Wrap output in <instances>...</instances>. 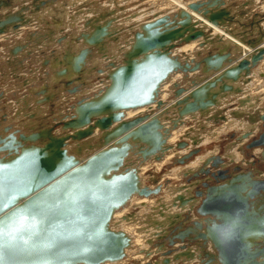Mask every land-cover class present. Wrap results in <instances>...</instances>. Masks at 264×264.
<instances>
[{
    "label": "water",
    "instance_id": "1",
    "mask_svg": "<svg viewBox=\"0 0 264 264\" xmlns=\"http://www.w3.org/2000/svg\"><path fill=\"white\" fill-rule=\"evenodd\" d=\"M204 4L191 3L189 9L228 30V10L208 13L202 8ZM168 14L155 15L139 25L127 49L119 50L120 63L100 47L98 54L105 64L96 68L102 75L97 81L106 82L104 86H92L96 89L91 94L85 91L90 84L85 79L95 68L87 67L90 49L111 34L109 23L101 27L85 23L86 27L95 26L96 35L91 39L82 33L80 40L73 42L81 41L82 47L73 59L67 60L69 69L65 71L67 85L79 82L68 91L85 94L69 105L68 113L51 127L42 125L28 135L21 130L10 132V126L0 129V220L4 221L5 231L0 253L4 264L121 262L132 247V238L115 225L114 215L126 208L133 197H154L161 191L159 185L150 188L144 183L156 184L157 180L142 177L141 168L187 147L184 141L169 143L172 132L185 124L184 118L207 115L209 121L217 117L224 120L221 114L210 116V110L219 107L221 99L229 94L242 93V85L250 82L252 69L264 57V46L260 45L263 36L258 41L242 39L255 47L249 59L244 56L235 61L237 57L220 50L207 57L199 51L196 60L192 57L183 61L173 52L178 47L197 42L206 49L217 39L207 38L189 13L177 10ZM19 26L17 23L13 28ZM197 71L202 79H193L189 89L173 84L172 100H161V88L172 75L186 78ZM239 81L241 85L234 87L233 83ZM154 104L158 112L150 110L125 118L129 110L151 108ZM260 121L262 133L247 147H260L264 160V114ZM95 130L99 134L96 140ZM196 152L191 151L177 162L184 163ZM214 161L217 168L220 162ZM233 170L240 171L239 167ZM227 172L199 171L211 175L216 182H202L205 192L195 187L194 196L202 200L196 209L200 220L193 223L199 229L194 239L202 245L209 241L220 264H264V179H255L250 173ZM191 180H187L188 184ZM174 231L170 230L174 235L169 247L176 240L182 248L194 241L189 237L192 228ZM212 259L213 256L206 257L204 264L215 262Z\"/></svg>",
    "mask_w": 264,
    "mask_h": 264
},
{
    "label": "rangeland",
    "instance_id": "2",
    "mask_svg": "<svg viewBox=\"0 0 264 264\" xmlns=\"http://www.w3.org/2000/svg\"><path fill=\"white\" fill-rule=\"evenodd\" d=\"M70 1L73 4V2L75 0L74 1L73 0H0V24H3L2 26H0V28L2 30H4V33L0 34V38H1L0 41H8L9 42L13 36L14 37L15 36L24 37L23 39L25 40L24 42H23V40H16V42L14 44H11L12 47L7 49L6 56L8 57V59L9 58L13 59V57L15 58L16 56H18L21 59L22 65H21V71L20 72L22 75H26L27 73H29L27 71L24 72V70H30V67L29 68L24 67V64L27 63V61L29 59L41 58L40 61H38L36 63L33 62V64L34 65L39 64V66L41 67V70L44 74V77L41 80H44V81H41V83H36V82L35 83L41 84V85H42V83H45L49 88L51 86L54 90H56L54 99L46 102V103H50V102L52 103L53 102L52 107L54 106V103H57L58 107L54 106V111L52 113H50L51 111L49 112V114L53 115L54 118L52 119L51 116L49 115V118L52 119L51 122L44 121L42 123L41 122L42 119L39 118V121L37 123L36 122L35 123H29V124H26L25 126H21V132L24 135H28V134H31L33 132H37L40 129L39 127L42 125L47 126V127H49V126L51 127L52 125H54L58 121H61L63 119L62 117L68 113L69 105H71L77 98H79L85 94V93H83V91H81V92L78 91L76 93H70L68 91V89H72L73 86H75L76 83L78 85L79 82L77 81V82H74L73 84L67 85L68 84L67 81H69V80L65 76V71L67 69H69L68 62H67L68 56L72 55L74 53H78L79 49H81V47H82L81 41H80V43H73V42L76 41L77 38L80 40L79 37L81 36L82 33H85L86 36H88L91 39H93L92 36L96 35L94 33L95 32L94 31L95 26L93 27V26L89 25L88 27H86L85 23L91 22L90 23L91 25H99L100 27L107 24V23H109V25H110L108 27L109 33L111 34L110 37L109 38L104 37L100 42L96 43L97 47L92 46L90 49L92 51V56L87 61L88 62L87 67L91 64V66L88 68L93 69V67L96 63L95 57L97 55H99L98 50L100 49V47H104L107 50H108V48L111 49L109 51L111 53V57L114 56V58L117 61H119L118 63H120L122 55L119 54L120 53L119 50H121L122 47L127 49V46L131 43V39L133 38V33L139 29V25L141 23H143L146 20L153 18L155 15L161 16V15H164L165 12H168V11H170V13L168 15H171L172 12L177 11L176 9H174V10L170 9V10L162 11L165 9H163L161 6L158 5L159 0H115V1L114 0H101V1L100 0H92L91 2L85 3L83 5H77L76 4L77 6H75L74 4H73L74 6L68 5L70 3ZM144 1H145V3H144ZM183 1H187V0H183ZM189 1L192 3L204 2L205 4L202 8L207 9L208 13L217 12V11H220L222 9L228 10L229 16H231V20L227 22V25L229 23L228 31L230 30L234 36L240 38L241 40L243 38L245 40H256V39L259 40L260 37H262V36L264 37V28H263L264 27V7H263L264 6L263 5L264 0H263V2L261 0H256V1L255 0H197V1L189 0ZM178 11H181V10H178ZM188 13H189L190 18L194 21V24L196 23L197 28L205 31L207 38L208 37L212 38V31L208 28L203 27L200 23H197V21H195V19L191 15L192 13L190 11H188ZM71 15H73V17ZM133 15H135V16H133ZM199 15L203 16L202 14H199ZM253 17H255V18L257 17L259 22H256V28H254L253 26H250L253 28H251L252 31L249 32V35L251 36V37H249L246 35L247 34L246 33V27L248 24L245 25L243 22H244V20H246L248 18L253 19ZM134 19H135V21H136V19H140V21L134 22ZM11 21L14 24L18 23L20 25L18 28L21 31L16 33L15 30H18V29H14L13 26L8 25ZM259 24H261L263 27L260 26ZM220 27H222V26H220ZM242 27L245 28V32H243ZM222 28H224V27H222ZM253 30L256 33H254ZM32 32H34L32 34V36H36V38H30V40H29V36L31 35ZM125 34H128L127 36H129L128 41H126V38H125V42L124 41L119 42L120 41L119 37H123V36H125ZM5 35L9 36V38L3 40V38H5L3 36H5ZM258 40H256V41H258ZM218 41L211 43V45H208L209 47L206 49H204V48L201 49L198 46L197 42H192L194 45H196L197 48H196V50H194V52L193 51L192 52L186 51L187 54H186V52H184L182 50V48L184 46L190 45L192 43L185 44L181 47H178L173 52L178 53V55L181 56L180 57L181 60H183V59L188 60L189 58H192V57L196 60V58H198V57H196L195 55L199 51L203 53L202 57H207V56L216 55L217 53H219L220 50H222L223 52H228V49H231V52H232V49L236 48L233 45H231V46L228 45L226 47V49H224L225 44H223L221 41H219V42ZM10 42H13V41H10ZM241 42L243 43L244 41L242 40ZM19 43H21V45ZM121 43H123V44H121ZM243 44H245V43H243ZM0 45H1V43H0ZM13 45H15V47H13ZM253 48H255V47H253ZM115 49H117L118 52L114 53V51H117ZM237 50L239 51V53H238V51L235 50V51H233L234 53L232 52L233 55L231 53L230 54L232 57H235V58L238 56L237 57V59H238L243 52L240 49H237ZM252 53H254V52H252ZM72 56H75V55H72ZM45 58H47L48 60H43ZM100 59H102V55L97 57V60H100ZM237 59H235V61ZM41 62H43V63H41ZM263 63H264L263 60H261L259 62V64L252 69L251 74H253V71H254V73L256 71H258L261 73V75L259 76L258 72H256V73L258 74L259 77H257V74H255L253 77H251L252 75H250L249 84L242 86V87H244L243 91H242L244 94L243 93H240L237 95H230L229 94L230 97L227 96L224 99H221V105H219V107L220 106L222 107L221 109L217 110V108H219V107H217V108H215L216 110L215 109L210 110V114H209L210 116H211V114H213L215 116L218 114H221L220 117H224V120H220L219 117H217L216 121L214 119L213 120V125H214L213 129L210 130L208 136H211L212 134H214V132H216V130H217L216 128H220L221 126L226 124L228 122L227 120L232 119V117H235L233 119H236V118H239V116H240L241 117L240 121L237 120L234 123L229 124L227 127L228 128L227 131L224 133H221L219 136H217V139L212 138V139H209V141H206L205 138H207L208 136L205 137V136H202V134L204 133V126H205V123H203V122H205L206 120H207L206 122H211L208 120L209 118L206 117L207 115H205V118H204V116H199V115H196V116L191 117V118H190V116H188L184 119L185 124L181 126V129L178 128L177 130H174L171 134V137H172L173 133L177 132L180 134V137H178L174 142H171V143L169 140L170 144H176L180 141H184L187 143V147L185 149H182V150L172 151L173 153L169 152L160 161H158L159 163L153 161V162H148V163H150V164L147 163L148 165L147 164L144 165L145 167L148 166L147 171L144 172L145 173V175H144L145 179H149L150 177H153L157 180L156 184H153L149 181H145L144 183L148 187L151 186L150 188H154L156 185H159L161 187V191L159 192V194H157L154 197L146 198L147 200H149L148 202L154 203L153 204L154 207H152V208H150V207L147 208L148 206L147 207L137 206V205L135 206V203L132 204V201H130L129 205L126 208H124L122 211H119L120 213L123 214L122 222L124 223V226L127 227L129 225L130 226L132 225L133 227H135L137 234H139V232H140L141 236L144 237L143 238L144 239L143 240L144 246L141 247L142 249H140V247L138 248V247H136V245H133V243H132L131 250L129 251L128 254L130 255L131 251L137 252V250H138L139 252L137 254L140 255V257H142V256L143 257L140 259H137V260H131L127 254L126 258L123 259L118 264H204L206 262V257L209 258L212 256H213L212 260H214L215 262H212L210 264H220V262L217 261V258L214 256L215 252L213 251V249H210L211 247H213L210 244V242L207 241L203 245L199 244L200 241H196L197 239H193L194 237L196 238V236H197L196 234L195 235L194 234L189 235V237L191 239H193L194 241H193V243L187 242L186 247L182 248V244L178 240H176V243L174 244V246L169 247V245H168L169 239L170 238L173 239L172 236L174 235L170 232V230L174 229L175 230L174 233L181 231V230H185L186 228L194 227L193 223L196 220H200V216L196 212V209H197V207H199L200 202L202 200V197L196 198L194 196L193 193L197 189V188L195 189V187L197 186L199 188L197 191L205 192V188L201 187V183L205 181V182H207L208 185H214L215 184L214 182H216V181L212 179L211 175L207 176V175H204L203 173H199V171L208 169L210 173L211 172L216 173V170L220 169V170H227L228 171L227 174L234 175L237 173L236 171L233 170L234 166L239 167V170L241 171V169L244 170L243 166L246 167L247 165L252 163L253 167L255 166L256 168L262 170L261 171L262 174L251 172V176L255 179H258L257 176L264 175V160L261 158V151H260V153H258L259 152L258 149L260 147H252V148L247 147L255 139H258L259 135L263 131V127H262V123H261L260 119H261V115L264 114V107H262V103H261V105H259L258 108H255L253 110V112L252 111H244L243 112L242 107L240 108L241 103L239 104V102H240L239 99L241 98V96L247 95L249 93L257 92L258 90L261 89V86H263V81H262V80H264V75H263L264 72H262V71H264V64ZM103 67H104V65L101 68H103ZM257 68H259V70ZM93 72H94V70H91L90 73H93ZM197 72L199 75H198V77L195 76L194 78L190 77L189 74L187 75L186 78L184 77L185 79L182 78L181 74L172 75L171 78L169 79L168 83L165 84L166 86L163 85L165 87V89H164V87L161 88L162 89L161 94H160L161 100H163L164 102H168V100H170V101L172 100L171 99L172 98V95H171L172 88L171 87H173V84H177L178 86H182V83L188 82V85H189V83H191V81L193 79H195V80L200 79L201 74L199 71H197ZM29 74H31V73H29ZM90 77H92V75ZM97 80H98V77L95 78L94 80H91V82L89 81V83H90L89 85H91V86L87 85V86H89V88L88 89L86 88V90H85L86 93L88 92V94H91L93 91H95V89L98 87L97 86L98 83L95 84L96 82H98ZM254 80H255V82H254L255 84L252 85V82ZM85 81H86V83L88 82L87 79H85ZM105 82H106V80L103 79V81H102V83H100V85L104 86ZM92 83L95 84V85H93V87L95 86L96 88L92 87ZM259 83L261 86L260 85L258 86ZM41 85H38V86H41ZM1 86L4 87V86H8V85H6L4 83H0V90H1ZM26 86H29V84H25V86L22 85V89L20 91L23 93L24 92L29 93L30 96H34V92H32V89H31L32 87H29V88L27 87V89H25ZM33 86H36V85H33ZM81 87H83V86H81ZM42 88H40L38 91H36V93H39L38 95H35L37 98H42V99L45 98V93L44 94L41 93ZM57 89L62 90V92H60V90L57 91ZM43 90L45 91L44 88H43ZM165 94H166V96H165ZM224 101H226V103H224ZM232 101H234V104L232 103ZM44 102L41 101L39 103V101L38 102L35 101L33 104H31V106L36 107L37 104L38 105H44L45 104ZM167 105L168 104H165L164 107L166 108ZM34 108H32V109H33L34 113H36L38 115V117L39 116L42 117L43 114L44 115L46 114L44 108H42V107L35 108V109ZM58 108H59V110H61L60 115L56 114V112H58ZM155 109L156 108H155V104H154L151 106V108H149L148 110H146V112H144L142 114H145V113L149 112L150 110L153 112L159 111V110H155ZM227 109H229L231 111H229L225 117V115H222V113H223V111H226ZM160 111H161V109H160ZM239 112H241V113H239ZM236 113H238V115ZM125 114H126V112H125ZM142 114H140V115H142ZM45 116H47V115H45ZM243 116L246 119L243 120L242 119ZM227 117H228V119H227ZM249 117H251L252 124L250 123V119H248ZM33 118H31V120H33ZM194 118H196V119H194ZM161 120L163 121V118ZM5 122H6V117L4 115H0V129H3L5 127V125H4ZM164 123H166V122H164ZM203 124H204V126H203ZM242 124H244L245 126H243ZM256 124H257L256 130L250 129L252 126H254ZM165 125H167V124H165ZM239 125H241V126H239ZM26 126H29V127L31 126V127H33V129L31 130ZM55 130L59 131V127H55ZM11 131H13V130H11V128H10V132ZM194 132H196V134ZM201 132H203V133H201ZM56 133L57 132H55V134ZM192 134H194V135H192ZM98 135H99L98 131L95 130V133L93 135L95 140L98 139L97 138ZM242 135L246 136L243 139H241V141H240V143L242 145L244 143V145L240 148V150H237V152L240 154V156H239L240 162H242V163L240 165H237L239 163L237 161V164H235V165H233V163H229V162L227 163L229 165H227V166L224 165L228 161V159L227 160L221 159V156L225 150V147L228 144H231L232 142L235 143L236 138L241 137ZM182 138L184 140H182ZM234 145H236V143ZM218 147H219V149H217ZM69 148H71V146H69ZM194 150H197V152L193 153V155H191L189 158H187L184 163H178L177 162V160L188 155L191 151H194ZM215 150H217V151H215ZM255 150L257 151V153H255ZM209 152L213 153L209 156V159L208 158L204 159L206 161L201 162L197 166L191 165L194 167L189 169L190 164H192L193 162H196V160L199 157L206 156ZM167 156H171V158L166 163H164L162 166H159L160 167L159 168L157 164H161L165 160L164 158H166ZM214 160H218L220 162L217 165L218 166L217 168L213 165V163L215 162ZM230 161H231V159H230ZM188 166H189V168H188ZM178 167H179V170H176V169H178ZM180 167H182V168H180ZM153 170H156V171H153ZM192 171H195V172H192ZM191 172H192V174H191ZM196 173L199 174L198 175L199 177H194V174H196ZM190 177L192 179L190 182L192 185H193L192 181H194L196 179H202V180L199 181V183H196L195 185H193V187H194L193 188L192 185L190 183L188 184V181H187L188 179H190ZM217 182L222 183L224 181L218 179ZM239 182H241V181H239ZM190 188L192 189V190H190L191 194H192V198L197 199V200L194 199V202H193L196 204L192 205L193 203H191L190 199L188 197H186V198L184 197L185 201H187V202L190 201V203H188V205H187V207H190V208L189 209L185 208L181 212V214L183 215L182 220H184V221L179 222L178 224H175V225L173 224L172 227H168L170 229L166 228L167 230L163 233H161L162 230L160 228L161 232H159V229H157V227H159L160 224L155 223V221L153 220V218L156 217L155 215L157 213L156 207L159 208L158 209V211H159L160 209H164V206L166 207V204H167L168 206H170L171 211L172 210L181 211L182 204H185V203H182V202H184V198H183V201H181L180 199H177V195H183L182 192L185 193V191H188V189H190ZM133 198L142 199L144 197H133ZM179 211H177V212H179ZM137 225H139V226L137 227ZM119 228L122 230L124 229L123 226H120ZM203 230H204V228L201 229L200 232ZM154 231H155V233L159 232L157 236H155L153 234ZM132 242H133V238H132ZM194 244H196L198 247H190ZM179 254H185L184 256L186 257L187 260H185L183 258V256H181L179 258ZM188 254L190 256H188ZM192 255L194 256L193 259L191 257Z\"/></svg>",
    "mask_w": 264,
    "mask_h": 264
},
{
    "label": "crops",
    "instance_id": "3",
    "mask_svg": "<svg viewBox=\"0 0 264 264\" xmlns=\"http://www.w3.org/2000/svg\"><path fill=\"white\" fill-rule=\"evenodd\" d=\"M258 21L259 20H258L257 17L256 18L253 17V19L248 18V19L244 20L243 23L245 25L248 24L247 27H246V33H247L246 35L247 36L251 37L249 35V32L252 31L251 28H253V27L256 28V22H258ZM8 25L13 26L15 24L11 21ZM259 25L262 26L261 24H259ZM250 26H253V27H250ZM242 28H243V32H245V28L244 27H242ZM19 31H21L19 28H18V30H15L16 33L19 32ZM216 31L217 30H214L213 29L212 35L215 34ZM253 32H254V30H253ZM33 33L34 32H32L31 35L29 36V40H30V38H36V36H32ZM254 33H256V32H254ZM127 35L128 34H125V36L119 37L120 38V41L119 42H123V41L125 42V38H126V41H128L129 36H127ZM3 37H5V38H3V40L9 38V36H6V35L3 36ZM23 38L24 37H20V36H18V37L15 36L14 37L13 36L11 38V40H10V41H13V42H10V41L9 42L8 41H0V43H1V45H0V83H4V84L8 85V86H4V87L1 86V90H0V115H4L6 117V122L4 123V125L5 126H10L11 127V130H21V126H25L26 124H29V123H35V122L37 123L39 121V118L42 119V121H41L42 123L44 121L51 122V120L54 117H53V115H50L49 112L51 111L50 113H52L54 111V106L55 107H58L57 106V103H54V106L53 107H52V105H53L52 103L53 102L52 103L51 102L50 103H46V102L54 99L56 90H54L51 86L49 88L45 83H42V85L41 84H36V83H41V81H44V80H41L44 77V74H43V72L41 70V67L39 66V64H37V65H34L33 64V62L36 63V62L40 61L41 58H38V59L37 58L29 59L27 61V63L24 64V67H27V68L30 67V70H24V72L27 71V72H29L31 74L27 73L26 75H22L21 72H20L21 71V65H22L21 64V59L18 56H16L15 58L13 57V59H11V58L8 59V57L6 56L7 49L12 47L11 44H14L16 42V40H23V42H24L25 40ZM263 41H264V38H263ZM19 44L21 45V43H19ZM121 44H123V43H121ZM13 47H15V45H13ZM110 50L111 49L108 48V51L107 52H109ZM115 50H117V49H115ZM235 50L238 51L236 48H233L232 49V52L235 51ZM115 52H118V50L117 51H114V53ZM228 52H230L232 54L231 49H228ZM238 53H239V51H238ZM75 54H77V53H74L72 55H75ZM72 55H69L67 59H70V58L73 59L74 57ZM108 55L111 56V53L109 52ZM98 56H101V55L99 54V55H97L95 57L96 63L94 65V67H96L97 69L98 68H101L105 64V59L102 58L100 60H97V57ZM43 60H48V59L45 58ZM41 63H43V62H41ZM90 66H91V64L88 67H90ZM96 68L94 69V72L93 73H90L88 75V81L91 82V80H94L95 78H97L99 76H102L101 74H98L97 73ZM259 68H257V69L259 70ZM256 72H258V71H256ZM256 72L255 73L253 72V74H251L252 75L251 77H253L254 74H257ZM258 73H259V76H260L261 73L260 72H258ZM91 75H92V77H90ZM198 75H199L198 72L189 73V76L190 77H193V78L195 76L198 77ZM259 76L257 74V77H259ZM200 79H202V76H201ZM254 82H255V80H254ZM97 83H98V87L101 86L99 84V82H96L95 84H97ZM25 84H29V86H26L25 89H27V87L28 88L29 87H32L31 89H32V92H34V96H30L29 93H25V92L23 93V92L20 91L22 89V85L25 86ZM95 84L92 83V86L95 85ZM33 85H36V86H33ZM38 85H41V86H38ZM89 86H91V85H89ZM42 87L45 89V91L43 90ZM182 87L183 88H186V89H189L190 88V86L188 85V82L182 83ZM234 87H236V86H234ZM40 88H42L41 89L42 91L40 90L41 93L42 94L45 93V98H43V99L42 98H37L35 96V95H38L39 94V93H36V91H38ZM59 90L60 89H57V91H59ZM60 92H62V90H60ZM249 94L250 95H254L255 92L254 93H249ZM35 101H37V102L39 101V103L41 101L42 102L45 101L44 102L45 104L44 105H38L37 104L36 107L35 106L32 107L31 104H33ZM232 103H234V101ZM34 107L35 108H39V107L44 108L45 109V113H46L45 115H47V116H45L43 114L42 117L41 116L38 117V115L36 113H34V111L32 109ZM221 108L222 107L220 106L219 108H217V110L218 109H221ZM229 111H230L229 109H227L226 111H223L222 115H226ZM60 113H61V110H59V108H58V112H56V114H59L60 115ZM49 115L51 116L52 119L49 118ZM31 118H33V120H31ZM233 118H235V117H232V120H234V121H236V120L240 121L241 120V117L240 116H239V118H236V119H233ZM242 119L244 120L246 118L243 116ZM248 119H250V123L252 124L251 117H249ZM163 120H164V118H163ZM164 124H167V122L164 123ZM213 126L214 125H213V122L212 121L211 122H205L204 133L202 134V136H206L207 137L208 134H209V132H210V130L213 129ZM255 128H257V124H256V127ZM212 136H214V135L212 134L211 136H208V138L209 137H212ZM241 138H242V136L236 138V141H237V142L235 141L236 145H234L235 143L232 142L231 144H228L225 147V150H224V152H223V154L221 156V159H224V160H227L228 159V161L224 165H226V166L229 165V164H227L228 162L229 163H233V165L237 164V161L239 162L238 163L239 165L242 163V162H240V159H239L240 154L237 152V150H240V148L244 145V143H243V145L240 143ZM217 149H219V147ZM256 150H255V153H257ZM258 150H259L258 153H260V151H262V149H260V148ZM231 151H233L236 154L237 157L230 158L231 159V161H230L229 157H231V154H232ZM228 154H230V156H228ZM235 154L233 156H235ZM233 168H235V166ZM243 168H244V170L241 169V171H239L237 173H240V174L250 173L251 174V172H255V173L262 174L261 173L262 170L256 168L255 166L253 167V164L252 163H250L246 167L243 166ZM192 172H195V171H192ZM192 172H191V174H192ZM257 177H259V176H257ZM201 180L202 179H196V180L192 181V183L194 185L196 183H199V181H201ZM186 197H188V196H186ZM195 200H197V199H195ZM195 204L196 203H194V205ZM191 228H192V231L193 232L190 233V235H193V234L195 235L196 233H199V229L198 228H196V227L195 228L194 227H191ZM178 232H180V231H178ZM190 247H198V246L196 244H194V245H192Z\"/></svg>",
    "mask_w": 264,
    "mask_h": 264
},
{
    "label": "bare ground",
    "instance_id": "4",
    "mask_svg": "<svg viewBox=\"0 0 264 264\" xmlns=\"http://www.w3.org/2000/svg\"><path fill=\"white\" fill-rule=\"evenodd\" d=\"M74 1V0H73ZM92 0H75L74 2H73V4L75 5V6H77V5H83V4H85V3H89V2H91ZM101 1V0H100ZM115 1V0H114ZM195 1H197V0H195ZM256 1V0H255ZM262 2H263V0H261ZM155 2V1H154ZM259 2V1H258ZM69 3V2H68ZM70 3H71V1H70ZM68 4V5H73L72 3L71 4ZM79 3V4H78ZM144 3H145V1H144ZM159 4V6H161L163 9H165V10H162V11H166V10H170V9H172V10H174V9H176V10H181V11H185V12H187L188 13V11H190L192 14V16H193V18L195 19V21H197V23H200L203 27H205V28H208V29H210L212 32H213V29L214 30H217L216 32H215V34H213L212 35V38H216L217 40H215L214 39V42L215 41H221L223 44H225L224 45V49H226V47L228 46V45H233V46H235L237 49H240L243 53L241 54V56L236 60V61H238V60H241L244 56L245 57H247V59H249L248 58V56L250 57L253 53L252 52H255V50H254V48H251V47H249V46H247V45H245V44H243L241 41V39L240 38H238V37H236V36H234L231 32H229L228 30H226V29H224V28H222V27H220L219 25L217 26V25H213V24H211L208 20H207V18H205L204 16H200L199 14L200 13H198V12H195V11H193V10H191V9H189V4L190 3H192V2H190L189 0H187V1H183V0H159V2H158ZM77 4V5H76ZM128 4V3H127ZM126 4V5H127ZM155 4V3H154ZM73 5V6H74ZM264 5V4H263ZM149 6V5H148ZM72 7V6H71ZM264 7V6H263ZM144 9V8H143ZM141 10V9H140ZM145 10V9H144ZM41 11V10H40ZM160 11V10H159ZM166 13H170V11H168V12H165V14ZM150 14V13H149ZM160 14V13H159ZM75 15V14H74ZM83 15V14H82ZM72 17H73V15H71ZM133 16H135V15H133ZM141 16V15H140ZM131 17V16H130ZM143 17V16H142ZM197 19V20H196ZM138 21H140V19H136V21H135V19H134V22H138ZM65 22V21H64ZM64 24V23H63ZM218 41V42H219ZM237 43V44H236ZM261 44V46H264V42L263 43H260ZM113 47V46H112ZM238 47H240V48H238ZM114 48V47H113ZM196 45H194L193 43L192 44H190V45H187V46H184L183 48H182V50L184 51V52H186V51H188V52H194V50H196ZM186 54H187V52H186ZM190 55V54H189ZM263 62H264V57H263ZM264 64V63H263ZM261 66V65H260ZM263 67V66H262ZM261 67V68H262ZM262 70V69H261ZM254 72V71H253ZM262 72H264V71H262ZM255 75V74H254ZM253 75V76H254ZM263 75H264V73H263ZM175 80V79H174ZM263 82H264V80H262ZM240 82V81H239ZM239 82H237V83H233V86H238V85H241V83H239ZM171 84V83H170ZM249 84V83H248ZM247 84V85H248ZM253 84H255L254 83V81L252 82V85ZM260 85V84H259ZM258 85V86H259ZM166 86V85H165ZM169 86V85H168ZM243 86V85H242ZM261 86V85H260ZM164 87V86H163ZM251 87V86H250ZM255 87V86H254ZM242 88H244V87H242ZM164 89H165V87H164ZM246 89V88H245ZM168 90V89H167ZM243 93V92H242ZM244 94V93H243ZM164 95V94H163ZM165 96H166V94H165ZM171 96V95H170ZM229 97H230V95H229ZM239 97V96H238ZM166 98V97H165ZM227 99V98H226ZM230 100V99H229ZM239 104L241 103V105H240V108L242 107V110H243V112L244 111H252L253 112V110L255 109V108H258L259 107V105H261V103H262V107H264V83H263V86H261V89L260 90H258L257 92H255V94L254 95H250V94H247V95H243V96H241V98L239 99ZM225 103H226V101H224ZM228 102V101H227ZM233 102V101H232ZM236 102V101H235ZM238 103V102H237ZM234 104V103H233ZM257 104H259V105H257ZM225 105V104H224ZM227 105V104H226ZM223 106V105H222ZM146 108V109H145ZM145 108H140V109H137V110H129V111H127L126 112V114H125V118L126 119H131V118H134V117H136V116H139L140 114H142V113H144V112H146V110H148L149 108H147V107H145ZM156 110V109H155ZM241 110V109H240ZM215 111V110H214ZM231 111V110H230ZM212 112V111H211ZM239 113H241V112H239ZM237 115H238V113H236ZM225 117H226V115H225ZM191 118V117H190ZM204 118H205V116H204ZM185 119V118H184ZM194 119H196V118H194ZM227 119H228V117H227ZM204 120V119H203ZM219 120V119H218ZM188 121V120H187ZM190 121V120H189ZM196 121V120H195ZM207 121V120H206ZM205 121V122H206ZM228 122V124L226 125V124H224L223 126H221L220 128H216L217 129V131L216 132H214V136H212V137H207V138H205V140L206 141H209V139H212V138H216L217 139V136H219L221 133H224V132H226L227 131V127H228V125L229 124H231V123H233V122H235L234 120H232V119H228L227 120ZM237 121V120H236ZM199 122V121H198ZM203 122V121H202ZM205 122H203V123H205ZM213 122V121H212ZM219 123V122H218ZM245 124V123H244ZM244 124H242L243 126H245ZM191 126V125H190ZM197 126V125H196ZM203 126H204V124H203ZM225 126V127H224ZM239 126H241V125H239ZM192 127V126H191ZM238 127V126H237ZM250 127V126H249ZM256 125H254V126H252L250 129H252V130H256ZM200 128V127H199ZM233 128V127H232ZM248 128V127H247ZM180 129H181V127H180ZM184 129V128H183ZM197 129V128H196ZM215 129V130H216ZM249 129V128H248ZM230 130V129H229ZM180 132V131H179ZM197 132V131H196ZM196 132H194L195 134H196ZM255 132V131H254ZM193 133V132H192ZM201 133H203V132H201ZM200 133V134H201ZM185 134V133H184ZM192 135H194V134H192ZM241 135V134H240ZM178 137H180V134L179 133H177V132H175V133H173V136L171 137V139H170V143L171 142H174ZM200 137V136H199ZM202 137V136H201ZM206 137V136H205ZM181 139V138H180ZM182 140H184L183 138H182ZM203 140V139H202ZM189 141V140H188ZM203 142V141H202ZM201 142V143H202ZM190 143V142H189ZM188 143V144H189ZM203 144V143H202ZM217 151V150H216ZM232 152V154H231V157H229V158H232V157H237L236 156V154L233 152V151H231ZM173 153V152H172ZM211 154H213V153H211V152H209L206 156H204V157H199L197 160H196V162H193L192 164H190L189 166H190V168H189V166H188V168L189 169H191L192 167H194V166H191V165H199L201 162H205L206 160H204V159H209V156L211 155ZM230 154H228V156H230ZM235 154V156H233ZM170 155V154H169ZM171 158V156H167L166 158H164L165 160L161 163V164H157L158 165V167L159 166H162L164 163H166L169 159ZM238 159V158H237ZM240 159V158H239ZM261 160V159H260ZM233 161V160H232ZM159 163V162H158ZM148 164H150V163H148ZM147 164V165H148ZM156 165V166H157ZM239 165V164H238ZM187 166V165H186ZM220 166V165H219ZM147 167L148 166H144V167H142L141 168V170H140V175L142 176V177H144L145 178V171H147ZM245 167V166H244ZM152 168V167H151ZM155 168V167H154ZM160 168V167H159ZM180 168H182V167H180ZM202 169V168H201ZM160 170V169H159ZM176 170H179V167H178V169H176ZM175 170V171H176ZM153 171H156V170H153ZM144 173V174H143ZM154 173V172H153ZM262 173V172H261ZM253 174V173H252ZM181 175V174H180ZM259 175V174H258ZM191 178V177H190ZM258 179H264V175H261V176H259V177H257ZM192 185V184H191ZM195 185V184H194ZM192 187H193V185H192ZM191 187V188H192ZM188 189V191H185V193L184 192H182L183 193V195H177V199H180L181 201H183V198L184 197H186V196H188V198L190 199V201H191V203H193L194 202V199L192 198V194H191V191L190 190H192V189ZM174 193V192H173ZM182 198V199H181ZM162 200V199H161ZM167 200V199H166ZM131 201H132V204L133 203H135V206L137 205V206H144V207H147V208H152V207H154L153 206V204L154 203H152V202H148L149 200H147L146 198H142V199H136V198H132L131 199ZM190 201H185V199H184V202H182V203H185V204H182V209H181V211H179V210H172L171 211V209H170V206H168L167 204H166V207L164 206V209H160L159 211H158V207H156L157 208V213H156V217L155 218H153V220L155 221V223H159L160 224V226L159 227H157V229H159V232H161V230H162V232L161 233H163V232H165L167 229L166 228H168V227H172L173 226V224L175 225V224H178L179 222H183L184 220H182L183 219V215L181 214V212L185 209V208H187V209H189L190 207H187V205H188V203H190ZM154 202V201H153ZM192 205H194V203L192 204ZM160 207V206H159ZM177 211H179V212H177ZM141 213V212H140ZM123 216V214L122 213H120V212H117L115 215H114V222H116V224L115 225H118V227H120V226H123L124 227V231L128 234V235H130V237H132L133 238V245H136V247H140V249H142L141 247H143L144 246V244H143V238L144 237H142L141 236V234H140V232H139V234H137V232H136V229H135V227H133L132 225L130 226H127V227H125L124 226V223L122 222V217ZM153 217V216H152ZM196 217V216H195ZM137 220V219H136ZM134 223V222H133ZM139 225H137V227H138ZM160 228H161V230H160ZM179 228V227H178ZM154 229V228H153ZM168 229H170V228H168ZM156 231V230H155ZM155 231L153 232V234L155 235V236H157L158 235V233L159 232H156L155 233ZM150 234V233H149ZM194 239V238H193ZM189 243V242H188ZM193 243V242H192ZM189 245V244H188ZM145 248V247H144ZM131 250V249H130ZM130 250H128L127 251V254L129 253V251ZM201 250V249H200ZM139 251L137 250V252H135V251H131L130 252V255L128 254V256H129V258L131 259V260H137V259H140V258H142V257H140V255H138L137 253H138ZM185 254H179V258L181 257V256H183V258L185 259V260H187L186 259V257L184 256ZM193 255H192V259H193ZM189 262V261H188ZM193 262V261H192ZM191 262V263H192ZM152 263V262H151ZM194 263V262H193ZM198 263V262H197ZM108 264V263H107Z\"/></svg>",
    "mask_w": 264,
    "mask_h": 264
},
{
    "label": "snow or ice",
    "instance_id": "5",
    "mask_svg": "<svg viewBox=\"0 0 264 264\" xmlns=\"http://www.w3.org/2000/svg\"><path fill=\"white\" fill-rule=\"evenodd\" d=\"M4 224V221L0 220V249L4 247V244L2 243L3 237L5 236V231L2 225ZM0 264H4L3 262V255L0 253Z\"/></svg>",
    "mask_w": 264,
    "mask_h": 264
}]
</instances>
